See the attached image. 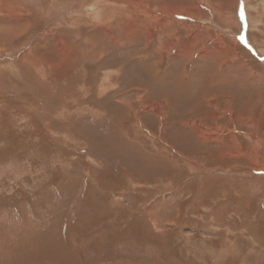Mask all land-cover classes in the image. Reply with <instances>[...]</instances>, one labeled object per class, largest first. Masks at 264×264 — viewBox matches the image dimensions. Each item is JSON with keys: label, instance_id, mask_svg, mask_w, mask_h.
Returning a JSON list of instances; mask_svg holds the SVG:
<instances>
[{"label": "rangeland", "instance_id": "1", "mask_svg": "<svg viewBox=\"0 0 264 264\" xmlns=\"http://www.w3.org/2000/svg\"><path fill=\"white\" fill-rule=\"evenodd\" d=\"M0 264H264V0H0Z\"/></svg>", "mask_w": 264, "mask_h": 264}]
</instances>
